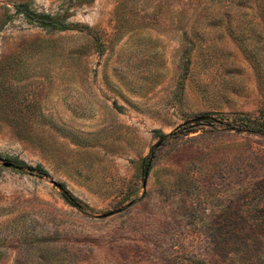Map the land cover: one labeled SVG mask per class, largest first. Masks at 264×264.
<instances>
[{"label":"rangeland","instance_id":"374dc122","mask_svg":"<svg viewBox=\"0 0 264 264\" xmlns=\"http://www.w3.org/2000/svg\"><path fill=\"white\" fill-rule=\"evenodd\" d=\"M228 1L0 0V264H258L264 0Z\"/></svg>","mask_w":264,"mask_h":264},{"label":"trees","instance_id":"16d2710c","mask_svg":"<svg viewBox=\"0 0 264 264\" xmlns=\"http://www.w3.org/2000/svg\"><path fill=\"white\" fill-rule=\"evenodd\" d=\"M229 2L231 3V5H234L236 8H239V9L240 7L242 8V5H244L243 4L244 1L242 0H229L228 3ZM13 9H14L13 14H9L7 12L5 13L4 23L10 21L15 15H18V16H21L28 24L35 25L45 30H50V31L89 30L87 26L65 23L61 19L53 17L51 15L44 14V13H38L29 7L28 2L16 3L13 5ZM200 121L216 122L215 119H209L208 117H205V119L195 121V122L196 124H200L199 123ZM234 122L236 123V126L239 131L243 130L247 132L251 131V132H258V133L264 134V121H259V120L250 121L249 119H246L245 117H238L237 119H234ZM154 133L156 134V137L158 138V142H159L158 146H160L162 143L167 141L168 138L174 136V135L164 134L158 130L154 131ZM153 154H154V150H151L150 154L146 158L143 159L142 162L145 168L143 174L145 173L146 169H148V172H149L150 162L153 158ZM29 170L35 171L39 175H43L46 173V171L39 165L36 166L35 168H30ZM63 198L72 207H75L79 210H81L82 207H84L81 201L69 195L65 191L63 192ZM261 261H263V263H261ZM260 263L264 264V256L262 257V255L259 253L258 264Z\"/></svg>","mask_w":264,"mask_h":264},{"label":"water","instance_id":"95a60500","mask_svg":"<svg viewBox=\"0 0 264 264\" xmlns=\"http://www.w3.org/2000/svg\"><path fill=\"white\" fill-rule=\"evenodd\" d=\"M203 119H205V117H198V118L194 119V121H199V120H203ZM0 164H1L2 167L7 168V169H14V170H17V171L23 170V168L21 166H18L16 164L12 163V162H2ZM147 175H148V169H146L145 173H144L143 187H145ZM58 188L61 189V187L59 185H58ZM113 214L114 213H109V214H107L105 216H111Z\"/></svg>","mask_w":264,"mask_h":264}]
</instances>
